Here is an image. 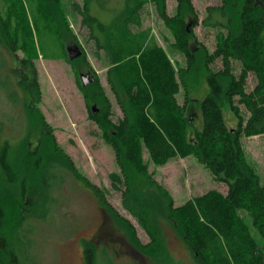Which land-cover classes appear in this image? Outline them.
I'll list each match as a JSON object with an SVG mask.
<instances>
[{
    "label": "trees",
    "instance_id": "1",
    "mask_svg": "<svg viewBox=\"0 0 264 264\" xmlns=\"http://www.w3.org/2000/svg\"><path fill=\"white\" fill-rule=\"evenodd\" d=\"M58 1L52 0V4ZM92 2L85 0L79 11L90 38L96 42V55L103 52L109 62L107 80L123 117L118 121L113 119L112 101L94 72L86 75L87 84L81 77L79 85L89 117L102 131L104 141L113 148L121 169V174L111 176L113 187L116 190L125 187L123 205L147 231L151 241L143 244L133 224L112 207L102 190L79 173L70 156L57 144L35 101L30 113L36 114L47 130L37 147L33 150L25 140L17 149L8 141L0 143V264H23L20 231L30 214L38 209L30 207L26 201L34 188L43 195L55 187L58 180H52L62 179L56 172L62 163H50L55 159L62 160L76 178L100 195L110 215L124 227L133 246L143 254L158 257L162 255L163 245L158 230L151 224V203L138 190L139 177H144L161 193L164 200L160 198V202H153V205L163 207L167 204L169 219L191 248L197 262L264 264V249H259L240 214L246 211L264 238V184L248 161L242 141L244 137L264 135V0H221L219 6L208 9L203 26L220 30L214 52H209L197 41L195 28L199 25V18L193 0H176L177 9L173 15L168 12L166 0H127L125 12L112 24L104 23L92 14ZM147 4L155 5L160 18L172 31L174 47L187 59L186 71L179 73L167 51L152 36L150 28H142V11ZM55 9L52 10L55 13L51 11V18L61 37L57 38V44L62 51L61 54L44 56L51 60L65 57L78 72L77 65L86 61V55L69 24H65L58 14L55 16ZM63 26L67 43L74 40L82 51V55L73 60L62 48L65 45L61 35ZM5 41L14 50L24 52L22 62L31 66L33 75L36 74L33 61L39 58V54L25 34L15 31L14 36L10 35ZM219 59L223 68L213 72L210 67ZM234 61L242 65L239 76L234 74ZM86 64L89 67V63ZM195 67L210 72L211 91L202 102L203 127L193 129V139L189 141L192 115L187 116V102L180 104L177 96L181 92L179 78L183 81ZM251 73L256 75L258 83L253 91L247 92ZM21 82L30 92L39 93L36 76L31 80L25 75ZM237 97L239 104L249 113L248 118H244L236 104ZM226 102L238 118L234 130L228 127L224 118L222 105ZM145 151L156 166L195 156L216 180L228 186L227 194L213 189L175 207L170 193L153 180L144 160ZM18 188L21 195L16 201L12 197ZM16 204L18 214L14 225L6 229L7 205L12 208ZM17 241L20 243L15 244ZM84 245L87 264H98L95 244L85 242Z\"/></svg>",
    "mask_w": 264,
    "mask_h": 264
},
{
    "label": "rangeland",
    "instance_id": "2",
    "mask_svg": "<svg viewBox=\"0 0 264 264\" xmlns=\"http://www.w3.org/2000/svg\"><path fill=\"white\" fill-rule=\"evenodd\" d=\"M84 1L60 0L52 4V0L48 2L46 0H0V23L5 35L7 31L11 36H14L15 31H21L39 54V58L33 61L36 74L29 77L33 80L36 76L38 80L39 93H33L21 82L23 77L20 69H24L22 65L25 64L18 63L17 58L9 50L11 45L5 41V37L0 36V143L8 141L17 149L25 140L35 149L44 132H47L39 117L30 113V107H35V101H37V106L50 126L57 144L70 156L79 173L105 193L112 207L133 224L138 239L143 244H149L151 239L147 231L123 205L125 187L121 186L118 190L113 187L111 176L121 174V169L117 164L113 148L104 141L102 131L90 119L89 110L80 89L81 75H90L94 72L100 78L112 101L113 119L118 121L123 117L121 107L107 80L109 62L103 52H100L99 56L96 55L98 49L96 42L90 38L88 28L83 25V17L79 9L82 10ZM92 1V14L107 24H112L126 10L127 0ZM166 1L168 12L173 15L177 9V2L176 0ZM193 4L199 18V25L195 28L197 41L207 47L209 52H214L220 30L205 27L202 22L208 14V9L219 6L221 0H193ZM60 7L63 12L61 19H64L65 24L66 22L69 24L72 34L77 37L86 55V61L79 62L77 65L78 72L65 57L51 60L44 56L61 54L62 51L57 44L59 32L52 21L53 16L50 17L47 10L49 8L52 11L56 8L55 16L57 17ZM190 20L193 19L190 18ZM141 21L142 28H150L152 36L167 51L179 73L186 71L187 59L174 47L175 39L172 31L160 18L155 5L147 4L144 7ZM62 30L65 41L62 48L70 58L66 49L68 42L67 34H64L66 28L63 26ZM73 41L70 40V43ZM193 46L196 47V44ZM18 57L19 61L25 58L22 50L18 52ZM85 62L89 63V67L85 65ZM233 66L234 74L239 76L242 70L241 63L234 61ZM210 68L213 72H218L223 68L222 61L217 60ZM194 69L193 72L185 75L184 82L179 78L181 92L177 96L180 104L187 102V116L192 115L193 128L189 130V141L193 139V129L201 130L203 127L202 102L211 91L208 83L210 72L196 67ZM31 70L34 73L32 67ZM257 83L256 75L251 73L246 91H253ZM235 102L244 118H248L249 113L245 106L239 104L238 97ZM222 106L225 121L228 127L234 130L238 125V118L228 102ZM33 110L35 111V108ZM242 141L248 161L260 176L261 183L264 184V135L244 137ZM144 160L149 165L153 180L172 196L175 207L213 189L224 194L228 192V186L216 180L195 156L175 159L167 165L156 166L145 151ZM52 161L50 162L52 164L62 163L56 171L62 179L52 180L58 181L51 192L49 190L42 195L38 188H34L27 198L26 203L38 209L30 214L22 226L20 231L22 244H19L20 241L15 243L21 245L23 264H28V261H32L30 264H87L85 242L95 244L98 251V264H200L169 219L167 204L163 207L153 205V202H160V198L163 200L164 198L144 177H139L137 187L144 194L145 200L151 203L149 208L151 224L158 230L163 245L162 255L158 257L146 255L137 250L129 240L124 227L103 205L100 195L76 178L73 171L62 160ZM20 195L21 190L18 188L12 197L13 200L20 199ZM7 207L9 209L5 220L6 229L14 225L13 221L18 214V209L15 208L17 204L12 208L8 205ZM240 214L259 249L263 251L264 238L254 225L253 218L244 210Z\"/></svg>",
    "mask_w": 264,
    "mask_h": 264
},
{
    "label": "flooded vegetation",
    "instance_id": "3",
    "mask_svg": "<svg viewBox=\"0 0 264 264\" xmlns=\"http://www.w3.org/2000/svg\"><path fill=\"white\" fill-rule=\"evenodd\" d=\"M61 3V2H60ZM48 10V14H49V16L51 17V10L48 8L47 9ZM58 15L60 16V18H62L63 17V12H62V7H60L59 8V12H58ZM62 36H63V34H61ZM0 36H3V37H5L6 38V40L8 39V38H10V34H9V32L7 31V35H5V32L2 30V27H1V23H0ZM69 47H70V50H69ZM78 45L77 44H75V43H73V42H71V43H66V49L68 50L67 52H68V54H69V56H71V54H74V50H76V49H78ZM10 51H11V53H12V55L14 56V57H16L17 58V60H18V63H22V61H19V57H18V52L20 51V50H14L13 49V47H12V45L10 46V49H9ZM22 64H24V63H22ZM23 66V68L24 69H20V72H21V74H22V77H23V79H24V77H25V75L27 76V77H30L31 75H33V72H32V70H31V66H29V68L26 66V65H22ZM89 77V76H88ZM31 146V145H30ZM32 147V146H31ZM37 146H35V148H36ZM32 149H34V147H32Z\"/></svg>",
    "mask_w": 264,
    "mask_h": 264
},
{
    "label": "water",
    "instance_id": "4",
    "mask_svg": "<svg viewBox=\"0 0 264 264\" xmlns=\"http://www.w3.org/2000/svg\"><path fill=\"white\" fill-rule=\"evenodd\" d=\"M69 50H70V47H69ZM81 55H82V51L78 47V49L74 50V54H71L70 58L73 60V59H75V58H77V57H79ZM81 77H82V80H83L84 84H87L86 75H82Z\"/></svg>",
    "mask_w": 264,
    "mask_h": 264
}]
</instances>
